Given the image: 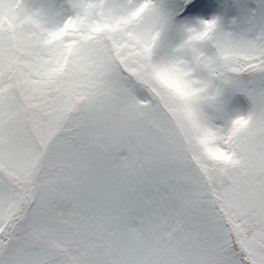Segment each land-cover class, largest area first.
Returning <instances> with one entry per match:
<instances>
[{
    "label": "snow or ice",
    "instance_id": "obj_1",
    "mask_svg": "<svg viewBox=\"0 0 264 264\" xmlns=\"http://www.w3.org/2000/svg\"><path fill=\"white\" fill-rule=\"evenodd\" d=\"M0 264H264V0H0Z\"/></svg>",
    "mask_w": 264,
    "mask_h": 264
}]
</instances>
